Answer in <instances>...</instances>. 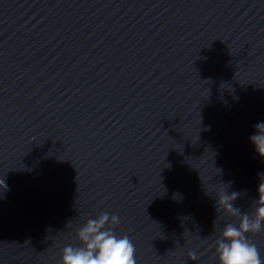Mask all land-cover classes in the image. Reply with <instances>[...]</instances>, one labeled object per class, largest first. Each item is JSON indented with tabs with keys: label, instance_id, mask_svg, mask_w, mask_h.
I'll use <instances>...</instances> for the list:
<instances>
[{
	"label": "water",
	"instance_id": "obj_1",
	"mask_svg": "<svg viewBox=\"0 0 264 264\" xmlns=\"http://www.w3.org/2000/svg\"><path fill=\"white\" fill-rule=\"evenodd\" d=\"M261 121L264 0H0V264H61L103 212L136 264H218Z\"/></svg>",
	"mask_w": 264,
	"mask_h": 264
},
{
	"label": "clouds",
	"instance_id": "obj_2",
	"mask_svg": "<svg viewBox=\"0 0 264 264\" xmlns=\"http://www.w3.org/2000/svg\"><path fill=\"white\" fill-rule=\"evenodd\" d=\"M249 143L255 153L264 159V121L254 126L249 136ZM260 175L257 187L258 199L254 200V212L242 213L234 206L238 192L222 193L216 199L217 205L232 216L239 217L238 226L227 223L216 240L218 264H264L254 243L248 238L249 233L264 230V180ZM0 190L7 191L8 186L0 178ZM120 223L117 215L108 212L101 213L96 219H89L77 230L80 246H66L62 250L61 264H136L135 248L127 235L117 237L112 229ZM107 225V228L105 227ZM191 259L197 258L195 252L189 253Z\"/></svg>",
	"mask_w": 264,
	"mask_h": 264
}]
</instances>
